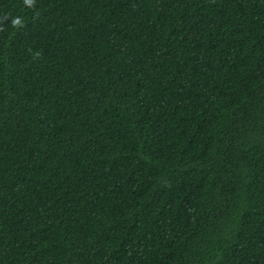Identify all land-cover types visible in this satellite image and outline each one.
Wrapping results in <instances>:
<instances>
[{"label":"trees","instance_id":"1","mask_svg":"<svg viewBox=\"0 0 264 264\" xmlns=\"http://www.w3.org/2000/svg\"><path fill=\"white\" fill-rule=\"evenodd\" d=\"M0 264H264V0H0Z\"/></svg>","mask_w":264,"mask_h":264},{"label":"clouds","instance_id":"2","mask_svg":"<svg viewBox=\"0 0 264 264\" xmlns=\"http://www.w3.org/2000/svg\"><path fill=\"white\" fill-rule=\"evenodd\" d=\"M17 22H18V21H15V20L13 21V23H17Z\"/></svg>","mask_w":264,"mask_h":264}]
</instances>
